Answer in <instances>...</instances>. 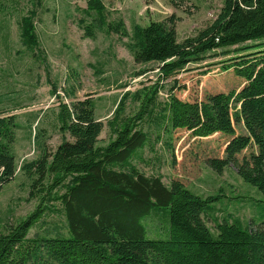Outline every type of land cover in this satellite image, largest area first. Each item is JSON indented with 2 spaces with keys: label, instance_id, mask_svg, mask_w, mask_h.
I'll return each instance as SVG.
<instances>
[{
  "label": "trees",
  "instance_id": "obj_1",
  "mask_svg": "<svg viewBox=\"0 0 264 264\" xmlns=\"http://www.w3.org/2000/svg\"><path fill=\"white\" fill-rule=\"evenodd\" d=\"M222 2L214 20L182 41L177 40L174 27L164 22L134 25L130 34L122 21L108 23L109 31L129 37L127 47L135 62L158 64L160 82L188 63L203 60L207 53H233L238 55L222 61L220 69L231 70L245 83L240 90L185 100L175 93L182 88L176 77L167 90L157 81L141 98L139 92L133 96L140 100L138 110L120 120L126 93L108 122L111 138L103 145L98 144L103 123L94 117L89 97L71 105L60 103V129L72 140H63L52 153L43 152L22 170L31 179V196L35 191L47 195L61 187L63 191L52 200L60 205L66 232L28 236L41 217V197L34 211L0 233V264H264V218L251 229L237 218L219 221L213 217L212 231L204 216L214 211L219 195L194 194L178 179L165 185L159 175L148 176L134 164L149 142L148 132L142 128L144 116H153L159 106V113L151 119L156 140L167 134L164 144L173 152L172 133L176 130L195 138L229 135L226 156L209 158L207 163L216 172L232 165L264 199V66L257 68L254 59L264 49L249 52L264 46V0ZM91 11L101 21L105 12L102 0H87L84 12ZM34 16L30 11L20 19V40L26 47L37 43ZM83 22L81 19L79 25ZM83 30L86 36L93 34L91 24ZM51 88L55 94L56 86ZM161 89L166 92L165 100L157 104ZM241 121L247 135H233V123ZM14 126L12 116L0 115V188L15 173ZM252 143L257 151L239 161L236 155ZM46 176L50 179L47 187L42 183ZM153 207L168 210L165 239L147 237L142 219ZM160 217L163 226H158L164 229L165 214Z\"/></svg>",
  "mask_w": 264,
  "mask_h": 264
},
{
  "label": "rangeland",
  "instance_id": "obj_2",
  "mask_svg": "<svg viewBox=\"0 0 264 264\" xmlns=\"http://www.w3.org/2000/svg\"><path fill=\"white\" fill-rule=\"evenodd\" d=\"M102 3L105 12L100 21L94 11L84 12L87 0H0V115L12 116L15 124L11 143L15 173L0 188V233L34 211L41 197H44V208L28 236L66 232L60 205L52 200L63 191L61 187L47 195L35 191L31 196V179L22 170L24 164L39 159L43 152L52 153L63 140H72L60 129V103L71 105L89 97L94 117L103 123L98 143L103 145L111 138L108 122L126 93L128 97L118 113L120 120L138 110L140 100L133 96L139 92L141 98L157 81L167 90L176 77L182 88L175 93L185 100H203L216 91L240 90L245 83L231 70L220 69L222 61L238 55L233 53L228 56L207 53L203 60L188 63L174 76L160 82L158 64L135 62L127 47L129 37L108 30V23L117 21L123 22L129 34L134 25L164 22L174 27L177 40L182 41L215 19L222 0H102ZM30 11L35 13L37 43L26 47L20 40V19ZM81 19L84 22L80 26ZM88 24L92 27L91 36H86L83 30ZM250 44L253 43H247ZM263 49L264 46L249 52ZM257 55L254 59L258 68L264 66V52ZM52 85L56 86L55 94ZM165 90L157 92V104L164 102ZM158 108L153 116H144L142 122L149 142L141 151V158L134 160L138 169L148 176L159 175L165 185L178 179L194 194L219 195L214 211L204 216L212 231H215L213 217L219 221L237 218L244 226L255 228L264 218V199L260 192L245 182L232 165L216 172L207 163L209 158L226 156L230 136L216 133L195 138L185 130H176L172 133L174 150L171 152L164 144L167 134L156 140L151 119L159 113ZM233 135H247L242 121L233 123ZM256 151L257 146L252 143L236 157L241 161ZM42 183L47 187L49 177ZM167 211L153 207L143 217L148 238L167 237ZM164 214L165 227L160 229L158 225L163 226L160 215Z\"/></svg>",
  "mask_w": 264,
  "mask_h": 264
}]
</instances>
